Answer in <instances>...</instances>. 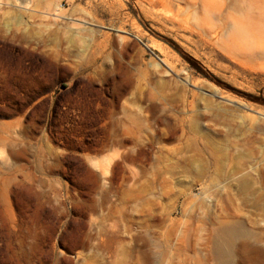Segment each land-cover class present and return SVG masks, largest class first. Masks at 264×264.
<instances>
[{
    "label": "rangeland",
    "instance_id": "374dc122",
    "mask_svg": "<svg viewBox=\"0 0 264 264\" xmlns=\"http://www.w3.org/2000/svg\"><path fill=\"white\" fill-rule=\"evenodd\" d=\"M175 1L0 0V264H264V107L155 36L264 99V0Z\"/></svg>",
    "mask_w": 264,
    "mask_h": 264
},
{
    "label": "trees",
    "instance_id": "16d2710c",
    "mask_svg": "<svg viewBox=\"0 0 264 264\" xmlns=\"http://www.w3.org/2000/svg\"><path fill=\"white\" fill-rule=\"evenodd\" d=\"M131 7V6H130ZM131 11L132 13L137 16V12L136 10H134L131 7ZM156 38L158 40H160L161 42L165 43L166 45H168L174 52H176L188 65L189 67L195 71V73L199 76H201L202 78L208 80L209 82L215 84L217 87L232 93L242 99H245L251 103L260 105L262 107H264V99L260 98V97H255L249 94H246L244 92H241L231 86H229L228 84L222 82L221 80H219L218 78H216L215 76H213L211 73H209L198 61H196L195 59L191 58L190 56H188L187 54H185L180 47L174 43L172 40H169L165 37H160L155 35Z\"/></svg>",
    "mask_w": 264,
    "mask_h": 264
},
{
    "label": "bare ground",
    "instance_id": "6f19581e",
    "mask_svg": "<svg viewBox=\"0 0 264 264\" xmlns=\"http://www.w3.org/2000/svg\"><path fill=\"white\" fill-rule=\"evenodd\" d=\"M145 2H148L152 7H154L156 9L157 13L160 15V17L169 18L170 20H172L174 23H177L178 25L187 24L188 19H186V18L189 16V14L185 18V15H187V14L184 12V7L182 8L181 5L178 4L177 1H175V0H145ZM150 47L152 49L159 50V48L155 45H150ZM161 51L162 50L160 49L159 52H161ZM238 228H240V227H238ZM238 228L232 227V228H229L225 231H222V232H224L223 235H225L227 237L229 242L235 236L241 234V231ZM228 241L226 240V242H228Z\"/></svg>",
    "mask_w": 264,
    "mask_h": 264
}]
</instances>
